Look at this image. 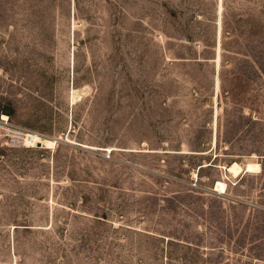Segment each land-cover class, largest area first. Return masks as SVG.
I'll list each match as a JSON object with an SVG mask.
<instances>
[{
    "label": "rangeland",
    "instance_id": "1",
    "mask_svg": "<svg viewBox=\"0 0 264 264\" xmlns=\"http://www.w3.org/2000/svg\"><path fill=\"white\" fill-rule=\"evenodd\" d=\"M5 105L0 264H264V0H0Z\"/></svg>",
    "mask_w": 264,
    "mask_h": 264
},
{
    "label": "bare ground",
    "instance_id": "2",
    "mask_svg": "<svg viewBox=\"0 0 264 264\" xmlns=\"http://www.w3.org/2000/svg\"><path fill=\"white\" fill-rule=\"evenodd\" d=\"M220 12H221V7H220ZM0 120L8 123L9 122L8 114L2 113ZM21 135H23V140L30 145L37 144L45 148H53L56 146V140L54 138L45 137L39 133L28 132ZM221 167L225 169L227 174H230L234 178H238L242 174H247V173L254 174L262 171V166L260 162L255 160H249L248 162L245 163V165H242L239 162L234 161L226 166L221 165ZM227 189H228V184L226 181L217 180V184L214 189L215 191L225 193Z\"/></svg>",
    "mask_w": 264,
    "mask_h": 264
},
{
    "label": "water",
    "instance_id": "3",
    "mask_svg": "<svg viewBox=\"0 0 264 264\" xmlns=\"http://www.w3.org/2000/svg\"><path fill=\"white\" fill-rule=\"evenodd\" d=\"M11 112H12V106H10V105H5L2 108V113H6V114L10 115Z\"/></svg>",
    "mask_w": 264,
    "mask_h": 264
}]
</instances>
